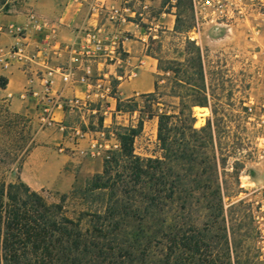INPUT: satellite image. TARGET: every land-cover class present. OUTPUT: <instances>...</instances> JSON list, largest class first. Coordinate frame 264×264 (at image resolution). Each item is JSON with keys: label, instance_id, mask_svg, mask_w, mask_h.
Returning a JSON list of instances; mask_svg holds the SVG:
<instances>
[{"label": "rangeland", "instance_id": "rangeland-1", "mask_svg": "<svg viewBox=\"0 0 264 264\" xmlns=\"http://www.w3.org/2000/svg\"><path fill=\"white\" fill-rule=\"evenodd\" d=\"M17 2L0 0V11ZM127 4L134 11L127 19L144 34L137 59L130 64L119 48V61L106 59L111 66L102 72L95 69L92 58L84 57L90 87L83 96L63 103L62 121L53 118L49 125H41L34 102L28 104V113H12L8 101L0 99V179H20L39 131L51 147L44 160L34 159L41 162L43 173L48 172V183L54 184V154L69 151L57 134L59 125L64 127L62 135L70 132L73 143L85 134L96 147L75 150L70 188L59 192L38 178L40 185L33 189L75 219L84 205L79 198L62 196L101 172L103 159L119 147L117 134L125 128L137 129L133 156L162 160L160 175L177 185L172 200L161 207L159 217L165 220L161 228L172 232L178 227L198 241L195 254L184 250L183 264H264L252 220L262 200L258 187L264 160L257 154L256 119L248 121L245 113L249 101L257 108L264 100V7L242 6L241 13L213 23L195 13L192 0H127ZM145 54L152 62L148 65L152 77L144 70L132 75ZM83 74L82 68L76 71L77 77ZM166 114L176 118L166 125L168 148L164 150L157 139V120ZM181 150L182 158L173 159ZM32 170L26 174L27 181L34 178ZM167 251L162 240L145 244L134 250L135 261L158 264Z\"/></svg>", "mask_w": 264, "mask_h": 264}, {"label": "trees", "instance_id": "trees-1", "mask_svg": "<svg viewBox=\"0 0 264 264\" xmlns=\"http://www.w3.org/2000/svg\"><path fill=\"white\" fill-rule=\"evenodd\" d=\"M6 83L0 77V89ZM174 118L158 116L157 139L164 150L166 125ZM136 133L137 129L125 128L117 134L119 147L103 159L101 172L62 196L79 198L84 205L75 219L19 178L0 179V264H138L134 250L158 240L165 241L168 250L158 264H183L185 249L195 254L194 235L185 236L178 227L172 232L161 228L165 222L159 217L161 207L172 200L177 185L160 175L162 160L133 156ZM183 152L173 159L182 158Z\"/></svg>", "mask_w": 264, "mask_h": 264}, {"label": "crops", "instance_id": "crops-1", "mask_svg": "<svg viewBox=\"0 0 264 264\" xmlns=\"http://www.w3.org/2000/svg\"><path fill=\"white\" fill-rule=\"evenodd\" d=\"M98 5V16H93L89 12L87 1L74 0H18L16 4L0 11V24L13 23L23 26L26 30L25 37L19 41L22 55L5 71L0 70V76L7 80L6 86L0 89V99L4 102L8 101V109L12 113H28L30 108L28 104L32 101L36 104L35 117H39L43 106L47 105L42 98L40 83L42 79H48L52 99L48 103L51 114L57 121H62L66 114L63 103L70 102L71 97L75 95L83 96L87 88L77 81L76 76L78 69L85 70L88 67L83 62L82 54L84 47L82 35L85 30H98L105 38L116 36L120 50L127 55L128 62L134 64L133 61L137 59L138 54L137 45L144 39L138 24L127 19L134 14V11L127 4V0H100ZM110 8L117 10V16L112 20H109ZM13 41L9 34L1 36L2 44L8 45ZM149 58V55H142L139 61L141 65L135 66L137 69L134 72L135 76L139 70L150 74L152 67L149 68L148 65L152 62ZM105 60L103 57L92 59L97 71L103 72L104 69H109L111 64H106ZM69 71L73 72L72 80L69 84H65L61 76ZM8 94L11 96L8 97ZM20 95H23L22 98ZM59 126L60 132L57 134L62 136V145L69 151L65 154H54L55 166L52 177L55 178V183H48V180H51L48 172L43 173L41 162L37 161L40 157L44 160L48 153L46 150L51 147V142L44 132L35 133L36 146L28 153L22 165L20 179L26 181L34 190L40 185L37 180L39 178L44 179L51 188L66 192L73 179L70 168L75 163L73 157L75 150L81 149L82 146L89 148L91 144V141L87 142V138H84L85 134L73 143L70 132L62 135L64 127ZM63 146L59 148L60 152L64 149ZM30 169H33L34 178L27 181L26 174Z\"/></svg>", "mask_w": 264, "mask_h": 264}, {"label": "built area", "instance_id": "built-area-1", "mask_svg": "<svg viewBox=\"0 0 264 264\" xmlns=\"http://www.w3.org/2000/svg\"><path fill=\"white\" fill-rule=\"evenodd\" d=\"M74 1H87L89 12L93 16L99 15V5L100 0H74ZM193 7L195 8V13L201 17V19H208V22H217L223 18H232L234 14H239L243 10L242 6L247 5H261L264 7L263 0H192ZM117 16V10L110 8L109 10V20L114 19ZM25 28L20 25L9 23L6 25L0 24V70L5 71L11 63L18 59L22 55V48L19 43L25 37ZM4 34H9L13 38L11 44L5 45L1 43V36ZM83 56L86 58L103 57L105 59L112 60L116 62L119 59L116 57L117 50L120 48L118 45V39L116 36H110L105 38L101 35L98 30H85L83 31ZM70 49V48H69ZM87 73H89L88 67L84 70V74L78 77L77 81L81 84L86 85L87 88L90 87L88 82ZM135 75V74H132ZM73 72L69 71L63 73L61 76L62 82L69 84L72 80ZM1 77V76H0ZM41 94L43 100L47 105L43 106L41 113L39 114V122L41 125H49L52 120V114L49 102L52 101L50 98V81L48 79L41 80ZM26 92V90H25ZM35 95V93H32ZM8 97L11 95L8 94ZM23 95H20L22 98ZM248 121H253L256 119V127L259 129V134L256 137V147L257 154L261 160H264V100L258 105L257 108L252 102H248L245 106ZM257 109V112H256ZM249 123V122H248ZM94 142H91L89 148L91 151L95 149ZM93 154V153H91ZM260 193H262V200L257 208L252 213V220L255 226L259 258L264 262V177L261 184L258 187Z\"/></svg>", "mask_w": 264, "mask_h": 264}]
</instances>
